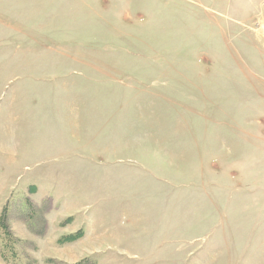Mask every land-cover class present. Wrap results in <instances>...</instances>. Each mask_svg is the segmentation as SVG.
<instances>
[{
  "label": "rangeland",
  "instance_id": "374dc122",
  "mask_svg": "<svg viewBox=\"0 0 264 264\" xmlns=\"http://www.w3.org/2000/svg\"><path fill=\"white\" fill-rule=\"evenodd\" d=\"M0 264H264V0H0Z\"/></svg>",
  "mask_w": 264,
  "mask_h": 264
}]
</instances>
